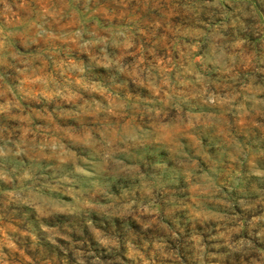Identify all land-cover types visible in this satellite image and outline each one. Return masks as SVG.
I'll return each mask as SVG.
<instances>
[{
    "label": "clouds",
    "instance_id": "clouds-1",
    "mask_svg": "<svg viewBox=\"0 0 264 264\" xmlns=\"http://www.w3.org/2000/svg\"><path fill=\"white\" fill-rule=\"evenodd\" d=\"M0 264H264V0H0Z\"/></svg>",
    "mask_w": 264,
    "mask_h": 264
}]
</instances>
